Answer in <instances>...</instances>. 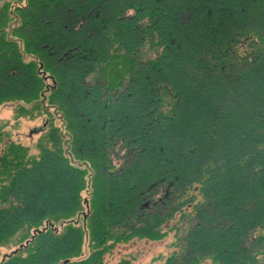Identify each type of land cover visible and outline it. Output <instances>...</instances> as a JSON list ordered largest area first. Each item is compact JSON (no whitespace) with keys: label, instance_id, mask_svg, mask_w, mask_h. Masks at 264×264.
I'll return each mask as SVG.
<instances>
[{"label":"trees","instance_id":"1","mask_svg":"<svg viewBox=\"0 0 264 264\" xmlns=\"http://www.w3.org/2000/svg\"><path fill=\"white\" fill-rule=\"evenodd\" d=\"M19 1L4 0L0 9V103L54 106L46 119L54 147L30 164L17 150L8 157L4 149L0 165L8 176L0 179L1 190L37 176L49 186L39 195L54 202L55 212L66 211L78 206L92 169L90 203L99 213L92 229L100 245L108 238L160 239L165 221L177 213L191 220L180 228L175 223L179 237L162 264H251L264 253V234L255 236L249 258L243 250L245 238L264 225V122L250 105L262 115L264 74L257 70L264 71V60L253 68L254 30L234 32L244 22L261 26L264 0ZM245 40L252 47L242 54ZM140 46L145 59L136 57ZM127 131L130 153L116 167L109 147ZM61 137L72 151L58 144ZM20 205L8 204L0 216ZM48 205L32 204L41 214L36 221L45 219ZM88 221L93 214L86 228ZM46 233L36 231L28 246H38Z\"/></svg>","mask_w":264,"mask_h":264},{"label":"rangeland","instance_id":"2","mask_svg":"<svg viewBox=\"0 0 264 264\" xmlns=\"http://www.w3.org/2000/svg\"><path fill=\"white\" fill-rule=\"evenodd\" d=\"M16 1L19 0H15V3ZM22 1L23 0L19 2ZM3 2L4 0H0V9ZM11 4L12 3L10 2L8 3L9 8H11ZM130 11L132 12L131 8L127 12ZM260 15L261 14H259V16ZM260 22L261 26H258L255 23L251 24L244 22L242 26L239 25V27L235 28L234 30L235 35L238 36H240V34L242 33L244 34V31H246V29L255 31L254 33L252 32V36L250 35V37L256 41V43H254L253 45L256 47V53L251 63L254 69H257V67L259 68V66L263 64L264 60V14H262V20ZM142 23L144 24V21ZM244 42V50L238 48L239 52L242 54L244 53L243 51H250L252 47V45H249L248 40H245ZM211 45L217 48L219 43H212ZM144 46H140V50L136 54L137 58L145 59V53H142V49H144ZM249 53L251 55L253 54L251 52ZM230 56L231 55L225 56L226 59H228V64H230L233 60L232 56ZM260 69L261 72H259ZM260 69L257 70V72L258 74L261 75L262 73L263 75L264 71L262 70V66ZM240 70H243V68H241ZM255 79L257 82L256 77ZM250 82H254V78L246 79L244 81L239 91L240 96L247 89L246 85ZM20 104L16 100H7L0 103V156L1 154H3L4 149H7L4 154L8 157L12 156V151L17 150L19 156L21 155L20 157L28 161L27 164H30L31 160L40 158L41 154H44V151L47 147H54V145L52 144L53 137L52 135H49V129L51 128L52 122H48L46 120L47 118L52 117L54 106H52L50 110L47 111L41 105L32 107L28 103H24L23 106H21ZM250 105L254 106L252 107V110H256L257 118L260 117L262 122H264V118L262 116L264 111H261L262 115L259 116L258 113L260 108L256 106L255 109L256 104ZM257 105L259 104L257 103ZM58 113L60 114L59 111H56L57 117L59 115ZM55 122L57 124H61L60 120H57ZM122 134L123 138L120 135L116 134V137L118 138L114 144L115 146H113L112 148L109 147L112 150L110 163L114 164L116 167H120V162L127 154L130 153L128 146L124 144V138L131 136V134L128 131ZM68 135L69 134L67 132L66 136ZM60 140L61 142L58 143L59 145L63 144L64 147L70 146V151H72V146L69 142H67L68 140H65L66 142H63V137H61ZM136 144L137 143L133 145ZM70 157L71 160L76 159L75 154H70ZM77 163L80 164L81 162L77 160ZM38 166H41V163H38ZM5 168L6 167L4 165H0V171H2V173H0V179L4 178L5 175L8 176V174L4 172ZM16 169L17 168H13L9 171L11 173H14ZM39 170V167H37V171ZM48 171H50V169ZM92 172L93 170L91 169V174H87V176L90 177L88 178L85 187L80 190L81 198L77 206L78 208L73 207L71 205V202H69L68 205L71 206H68L66 211L61 210L59 212H55L54 206L52 205L54 202H50L47 196L43 198L39 195L41 191L48 189L49 186L45 188V185L39 182L37 176L32 177L33 179L24 184H12V187L8 188V193H6L5 190H1V180L0 209L8 207V204L11 203L14 205L19 203L21 205L18 207V209L16 207L13 208L15 209L14 211L9 210L10 212H3L2 217L0 216V231H2L3 233L6 232L5 240L0 241V264L5 260L6 264H67L68 261H86L85 264H92L93 262H96L95 264H162L166 256L175 248L174 242L176 237H179V232L175 229V223L177 224V227L180 228L182 223H189L191 218L189 219L188 217H181L177 219V213H175L172 217L168 218V220L165 221V225L161 228V231H165L164 236L157 240H145V238H137L135 236H132L127 240L118 239L115 241L113 240V238H108L103 244L100 245L97 240L98 235L96 233V229H92V226L96 227L98 225L95 220L99 217V213L96 211V206L94 207L90 203L93 197L94 189L92 178L94 177V174H96V171H94L93 174ZM9 177L11 178V175ZM9 177L7 179H4L3 181L5 183H8L10 181ZM98 188L99 182L96 192L98 191ZM17 190L22 191V195H20L19 198L18 195L20 192H17ZM47 193H49L50 195V192L48 190ZM1 194L5 195L7 198H5V200H1ZM24 194L27 196L26 200L24 198ZM44 195H46V193ZM262 196L264 197L263 194L261 195V197ZM87 198L89 200H87ZM197 198L198 196H196L194 199ZM88 201L89 204H87ZM34 202H36V204H49L45 208V210L47 211L45 217H43L45 219L36 221L38 215L41 214H37V212H35V210L31 207ZM252 204L253 203H250L249 207H253L254 204ZM184 207L187 206L184 205ZM7 213L8 215H10L6 216ZM92 214L93 223L90 224V221H88L86 228L85 219L90 215L92 216ZM22 217L30 219L33 222L29 226L27 222L20 225V222L18 220H20V218ZM69 218L74 221L73 227L72 225L67 226L65 224V220ZM172 224L174 227L172 226ZM17 225L18 227L15 230V233L11 234L9 231L13 226ZM69 227L72 228L70 229ZM114 227L116 229H119V225ZM39 230L45 231L47 233L46 235L41 237L42 240L40 241L38 246L36 244H33L32 248H30V243H27V241L36 231ZM56 232L59 234H56ZM120 234L121 230H119L118 233H115V235L113 236ZM258 234H264V225L258 229H254L251 234H249V237H247V239L245 238L244 244L246 246L244 245L245 247H243V250L245 252L246 258H249L248 253L253 251V249L255 248V243L257 242L255 236H257ZM54 237L58 240H54ZM22 243L24 244V246L19 249V254L17 253L18 255H13L12 257L7 259L6 254L8 253L9 255L12 250L18 248ZM98 249H100L99 251L101 253L98 258L99 261H95L97 253L96 251ZM61 253L67 255H60ZM254 258L255 259H250L252 260L251 264H264V253H256ZM204 264H207V262L204 261Z\"/></svg>","mask_w":264,"mask_h":264}]
</instances>
